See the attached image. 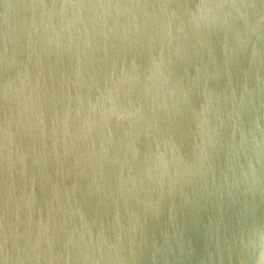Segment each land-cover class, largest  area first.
Returning a JSON list of instances; mask_svg holds the SVG:
<instances>
[{"label": "water", "instance_id": "1", "mask_svg": "<svg viewBox=\"0 0 264 264\" xmlns=\"http://www.w3.org/2000/svg\"><path fill=\"white\" fill-rule=\"evenodd\" d=\"M0 264H264V0H0Z\"/></svg>", "mask_w": 264, "mask_h": 264}]
</instances>
